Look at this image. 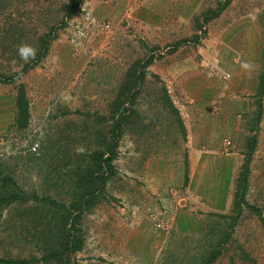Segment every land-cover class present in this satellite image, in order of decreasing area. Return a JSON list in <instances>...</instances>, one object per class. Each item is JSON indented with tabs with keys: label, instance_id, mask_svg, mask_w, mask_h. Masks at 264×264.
I'll return each instance as SVG.
<instances>
[{
	"label": "rangeland",
	"instance_id": "1",
	"mask_svg": "<svg viewBox=\"0 0 264 264\" xmlns=\"http://www.w3.org/2000/svg\"><path fill=\"white\" fill-rule=\"evenodd\" d=\"M257 35L264 53V0H0V261L264 264L249 158L208 171L179 84Z\"/></svg>",
	"mask_w": 264,
	"mask_h": 264
},
{
	"label": "crops",
	"instance_id": "2",
	"mask_svg": "<svg viewBox=\"0 0 264 264\" xmlns=\"http://www.w3.org/2000/svg\"><path fill=\"white\" fill-rule=\"evenodd\" d=\"M193 9L188 10L187 14L193 13ZM250 44L252 42L244 45V57H238V61L237 57L215 58L214 69H203L207 64L201 61V64L194 62L196 67L191 63L189 70L183 62L179 84L191 104L181 108L187 119L190 144L196 147V156L209 158L203 164L208 165V171H212L210 168L217 163L215 159L224 157L222 159L228 161L227 164H234L231 172L235 173L239 170L241 159L248 157L250 182L255 183L250 188L263 191L264 93L261 95L260 92L264 77V53L259 49V35L255 42L258 49H253ZM245 64L249 67H244ZM225 73L229 74L226 82L223 79ZM259 103L261 114L254 119ZM196 169L200 172V164ZM203 171L206 172L205 167Z\"/></svg>",
	"mask_w": 264,
	"mask_h": 264
},
{
	"label": "trees",
	"instance_id": "3",
	"mask_svg": "<svg viewBox=\"0 0 264 264\" xmlns=\"http://www.w3.org/2000/svg\"><path fill=\"white\" fill-rule=\"evenodd\" d=\"M226 7H227V5H225V4H222V5H220V7L218 8V10L216 11V13H213V15H214V18H216V17H218L224 10H226ZM70 10L73 8V10L75 11L76 10V7L72 4V5H70L69 7H68ZM79 8V7H78ZM52 33V32H51ZM51 33L50 34H48V35H46L43 39H42V43H43V53H42V51H41V56L40 57H38V59H41V58H43L47 53H48V49H49V46H50V43H51V40H53L54 38H53V34L51 35ZM33 63L34 64H36L34 61H33ZM32 63V64H33ZM27 71V69L24 71V72H26ZM261 95L264 93V77H263V79H262V90H261ZM22 100H24V98L22 97ZM259 106V108H258V116H260V114H261V104L259 103L258 104ZM26 113H27V110L24 108V110H23V115H24V117H23V119H22V122H23V124L24 123H27V116H25L26 115ZM117 128H120V126H118ZM248 174H249V170H247V172L244 174L245 175V177L243 178V183H245L246 184V179L248 178ZM105 182L106 181H103L102 183H101V185L103 186V184L105 185ZM104 188V187H103ZM94 204V199L93 198H90V196H89V194H86V195H84L83 197H82V207H80L81 208V212L80 213H84L85 211H87L88 210V207H90L91 205H93ZM0 264H17V262H15V261H8V263H7V261L5 262V261H0ZM22 264H24V263H22Z\"/></svg>",
	"mask_w": 264,
	"mask_h": 264
},
{
	"label": "clouds",
	"instance_id": "4",
	"mask_svg": "<svg viewBox=\"0 0 264 264\" xmlns=\"http://www.w3.org/2000/svg\"><path fill=\"white\" fill-rule=\"evenodd\" d=\"M38 49L28 43H22L17 47V53L22 61L25 63L34 60L37 56ZM15 63V61H13ZM244 67H249V65L245 64Z\"/></svg>",
	"mask_w": 264,
	"mask_h": 264
}]
</instances>
